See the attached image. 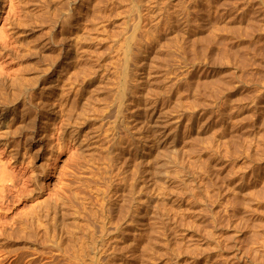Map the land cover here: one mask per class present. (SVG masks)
<instances>
[{"label": "rangeland", "instance_id": "1", "mask_svg": "<svg viewBox=\"0 0 264 264\" xmlns=\"http://www.w3.org/2000/svg\"><path fill=\"white\" fill-rule=\"evenodd\" d=\"M0 109V264H264V0H0Z\"/></svg>", "mask_w": 264, "mask_h": 264}, {"label": "bare ground", "instance_id": "2", "mask_svg": "<svg viewBox=\"0 0 264 264\" xmlns=\"http://www.w3.org/2000/svg\"><path fill=\"white\" fill-rule=\"evenodd\" d=\"M126 53H127V49H126ZM123 69H124V71H125V82L127 81L128 78H130V80L132 79L133 82H137V81L139 82V80H137V79H133V78H132L134 71L137 69L136 67H134L132 70H129V72H128V70H127V66H126V63H125L124 66H123ZM122 86L125 87V84L122 83ZM121 106H122V105H121ZM121 106H120V107H121ZM0 112H1V109H0ZM0 115H1V114H0ZM19 118L21 119V116H19ZM20 119H19V120H20ZM163 154H164V151L161 152V158H164V157H163ZM163 167H164V162H163V164L161 163V164L158 165V168H159V169H163ZM0 204H2V203H0ZM1 206H2V205H0V208H1ZM39 217H40V215H37V217L30 218V219L26 220L25 222H22V226H21V227H20L19 224H18V227L21 228L22 233L25 234V231H26V232H29V228H30L29 226H31L32 223H33L37 228H39V224H40V222H41V219H40ZM71 238H72L75 242H79V241H83V240H84V241L81 243V245H82V246H85V247H86V246L88 247V243H87V238H88L87 226L85 225V227H84V226L82 225V229H81V230H79V231L74 230V231L71 233Z\"/></svg>", "mask_w": 264, "mask_h": 264}]
</instances>
